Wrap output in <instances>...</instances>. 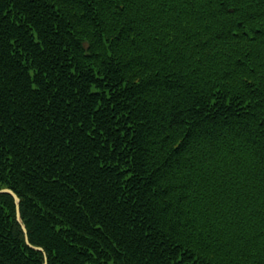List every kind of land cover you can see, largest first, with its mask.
Returning <instances> with one entry per match:
<instances>
[{
	"label": "trees",
	"instance_id": "obj_1",
	"mask_svg": "<svg viewBox=\"0 0 264 264\" xmlns=\"http://www.w3.org/2000/svg\"><path fill=\"white\" fill-rule=\"evenodd\" d=\"M0 264H264V0H0Z\"/></svg>",
	"mask_w": 264,
	"mask_h": 264
},
{
	"label": "water",
	"instance_id": "obj_2",
	"mask_svg": "<svg viewBox=\"0 0 264 264\" xmlns=\"http://www.w3.org/2000/svg\"><path fill=\"white\" fill-rule=\"evenodd\" d=\"M1 193H8V194H11V195L13 196V198H14V202H15V206H16V218H17L18 222L20 223V225H21V227H22V229H23V231H24V233H25V238H26V242H27V244H28L31 248L35 249V250H40V251L44 252V254H45V258L47 259V257H46V253H45V250H44L42 247H40V246H35V245H33V244L29 241L27 227H26L25 223L23 222V219H22V216H21V210H20L21 198H20V197L18 196V194H17L14 190H12L11 188H6V187H5V188H1V189H0V194H1ZM44 264H48L47 261H45Z\"/></svg>",
	"mask_w": 264,
	"mask_h": 264
},
{
	"label": "rangeland",
	"instance_id": "obj_3",
	"mask_svg": "<svg viewBox=\"0 0 264 264\" xmlns=\"http://www.w3.org/2000/svg\"><path fill=\"white\" fill-rule=\"evenodd\" d=\"M28 231V230H27ZM48 263V262H47Z\"/></svg>",
	"mask_w": 264,
	"mask_h": 264
}]
</instances>
